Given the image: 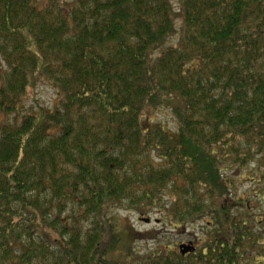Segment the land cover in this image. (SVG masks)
Returning a JSON list of instances; mask_svg holds the SVG:
<instances>
[{"label": "trees", "instance_id": "trees-1", "mask_svg": "<svg viewBox=\"0 0 264 264\" xmlns=\"http://www.w3.org/2000/svg\"><path fill=\"white\" fill-rule=\"evenodd\" d=\"M177 6L0 0V264H248L264 252V213L225 203L235 175L264 167V0ZM39 81L57 99L28 108ZM164 108L176 130L154 119ZM120 211L208 230L194 253L143 255L146 234Z\"/></svg>", "mask_w": 264, "mask_h": 264}, {"label": "rangeland", "instance_id": "rangeland-1", "mask_svg": "<svg viewBox=\"0 0 264 264\" xmlns=\"http://www.w3.org/2000/svg\"><path fill=\"white\" fill-rule=\"evenodd\" d=\"M173 2L174 5L178 7V0H173ZM172 42L175 43V40ZM56 99V89L45 81H39L31 88L28 98L26 99V107H38L40 105L52 106ZM153 117L156 121H161L174 130L177 129L176 117L168 108L160 109ZM263 172L264 167H260L259 169L258 162H254L243 170L242 175H239V173L235 175V186L232 188V194L234 195L227 197L225 201L226 206L229 205L237 211V208H235L236 200L240 205L244 203L250 204L252 207L250 209L251 213L257 217L264 213V204H262V197L260 195L263 191L264 180L259 179V176H261ZM116 214L119 218L127 217L128 219H125V222L131 224L136 231L146 234V239L136 243V247L141 249L143 255L151 254L159 249L165 250L170 247H176L177 250H180L182 244H190L188 241L192 240L198 243L201 236H204L205 232L208 230L206 227L207 219L197 220L194 224L187 226V228L174 230L168 220H165L160 213L152 212L139 214L131 211H120ZM147 219L150 221L148 222ZM121 222L123 223V220H121ZM258 231H261V240H264V227H261ZM195 251L192 252L194 253ZM259 253L264 255V252L258 249L250 252V263L248 262V264H261L259 261L261 258H264V256H259Z\"/></svg>", "mask_w": 264, "mask_h": 264}, {"label": "water", "instance_id": "water-1", "mask_svg": "<svg viewBox=\"0 0 264 264\" xmlns=\"http://www.w3.org/2000/svg\"><path fill=\"white\" fill-rule=\"evenodd\" d=\"M147 221L149 222L150 220L147 219ZM180 249H181L182 254L185 255V254H187V253H189V252L194 251V250H195V246H194L192 243H190L189 245H187V244H182V245L180 246Z\"/></svg>", "mask_w": 264, "mask_h": 264}, {"label": "flooded vegetation", "instance_id": "flooded-vegetation-1", "mask_svg": "<svg viewBox=\"0 0 264 264\" xmlns=\"http://www.w3.org/2000/svg\"><path fill=\"white\" fill-rule=\"evenodd\" d=\"M188 243H192L196 248H197V246H198V243L197 242H194V241H188Z\"/></svg>", "mask_w": 264, "mask_h": 264}]
</instances>
